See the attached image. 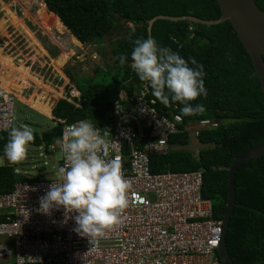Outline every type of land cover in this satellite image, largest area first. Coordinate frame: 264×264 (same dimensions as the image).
<instances>
[{
  "label": "trees",
  "instance_id": "obj_1",
  "mask_svg": "<svg viewBox=\"0 0 264 264\" xmlns=\"http://www.w3.org/2000/svg\"><path fill=\"white\" fill-rule=\"evenodd\" d=\"M255 1L264 11V0ZM44 2L46 13L51 15L46 20L42 16L40 21L46 32L65 33L69 29L75 43L101 45L108 38L112 44L113 88L107 89L99 84L84 88L68 73L70 80L76 82L83 92L82 107L61 99L53 109V116L68 124L87 120L101 130L113 127L114 106L121 101L122 92L132 98L144 83L130 65L134 41L149 38L148 20L158 15H188L203 20H216L221 16L217 0ZM6 7L11 18L21 23L12 6L6 3ZM22 12L25 14L24 10ZM40 18L41 10L38 20ZM128 23L133 27L124 28ZM152 38L158 46L169 48L188 60L190 66L189 58H195L197 64L203 65L202 78L207 90L206 98L201 96L191 102L193 106L202 104L206 109L203 114L184 116L181 112L183 105L178 102L166 108L157 101V107L167 116L173 112L181 114L186 122L211 118L218 120L219 126L201 133L197 141L206 147L197 157L185 148L190 144L187 133L173 136L169 154L151 157V171H203V197L212 202L215 218L223 219L229 198L231 165L242 152L264 142V95L251 56L228 21L218 25H197L190 21L158 20L153 25ZM63 53L67 58L73 55L72 50L64 49ZM120 55L128 57L123 67L116 59ZM151 96L154 97L152 93ZM63 129V124L55 122L52 129L41 135L33 131L35 139L29 145H44L50 152L48 146L62 137ZM8 132H0V156L4 157ZM16 169V166L0 167V193L9 192L15 183L28 179ZM226 238L234 264H264V156L246 160L237 172L236 206Z\"/></svg>",
  "mask_w": 264,
  "mask_h": 264
},
{
  "label": "built area",
  "instance_id": "obj_2",
  "mask_svg": "<svg viewBox=\"0 0 264 264\" xmlns=\"http://www.w3.org/2000/svg\"><path fill=\"white\" fill-rule=\"evenodd\" d=\"M70 82L63 86L61 99L81 108L83 92ZM28 86L24 93L31 95L35 87L33 83ZM151 93L147 82L132 98L123 92V99L114 106L113 127L100 129L101 135L110 133L106 159L118 160L131 183L122 224L107 231L93 247L88 237L75 231L78 213L66 219L63 208L50 214L39 210L40 198L50 185L62 182L60 173L50 179L28 178L0 193V264H222L219 248L224 222L215 218L212 202L203 197V171H151V157L169 154L173 136L187 133L198 140L201 133L216 129L219 121L186 122L175 112L167 116ZM17 94L16 89L0 84V132L13 128L16 101L34 109ZM54 121L64 125L63 133L72 125L56 117ZM62 137L48 146L50 152L62 153L57 143ZM64 163L62 153L59 169Z\"/></svg>",
  "mask_w": 264,
  "mask_h": 264
},
{
  "label": "clouds",
  "instance_id": "obj_3",
  "mask_svg": "<svg viewBox=\"0 0 264 264\" xmlns=\"http://www.w3.org/2000/svg\"><path fill=\"white\" fill-rule=\"evenodd\" d=\"M116 59L122 67L128 61L125 55ZM189 59L191 66L178 53L158 46L156 40L149 37L134 41L130 67L140 81L150 85L152 95L160 104L167 108L178 102L183 105L184 116H195L206 109L202 104L193 106L191 102L201 96L206 98L207 90L202 78L203 65L197 64L195 58ZM52 117H55L53 111ZM109 135V132L101 135L100 129L87 120L66 128L62 139L57 141L65 160L59 169L62 182L50 185L46 195L40 198L39 210L44 214L63 208L69 219L70 214L78 213L74 217L75 231L88 237L93 247L107 231L122 224L121 214L129 205L127 194L131 183L118 160L106 159ZM34 139L33 130L27 125L11 128L4 146L8 161L25 160Z\"/></svg>",
  "mask_w": 264,
  "mask_h": 264
},
{
  "label": "rangeland",
  "instance_id": "obj_4",
  "mask_svg": "<svg viewBox=\"0 0 264 264\" xmlns=\"http://www.w3.org/2000/svg\"><path fill=\"white\" fill-rule=\"evenodd\" d=\"M4 1L0 0V84L11 90L16 89L18 98L36 110L16 101L13 127L27 125L39 135L52 129L55 122L50 117L51 110L54 102L61 99V94L65 96L63 86L70 82L68 73L77 79V84L81 87L99 84L107 89L113 88L114 57L108 38L101 45L78 44L73 41V34L69 30L65 33L57 30L46 32L40 21L42 16L46 20L51 15L45 11L44 0H24L25 3L23 0H7L6 3L12 6L13 12L21 18V23H17L7 12ZM40 10L41 18L38 20ZM128 27L132 28L133 24L124 26ZM64 49L72 50L73 55L67 58L63 53ZM32 57L36 58L35 62H31ZM24 65L28 67H23ZM21 81L23 84H19ZM31 83L34 84L35 91L26 95L24 89L30 87L28 85ZM38 88L47 95L41 96ZM32 91L29 90V93ZM49 94L54 101L51 97L48 98ZM204 147L206 146L191 138L190 144L185 148L197 157ZM61 160L62 153L59 150L47 152L44 145H29L25 160L11 163L6 157L0 156V166H16L29 172L28 178H35L32 176L40 174L39 177L50 179L59 172Z\"/></svg>",
  "mask_w": 264,
  "mask_h": 264
},
{
  "label": "water",
  "instance_id": "obj_5",
  "mask_svg": "<svg viewBox=\"0 0 264 264\" xmlns=\"http://www.w3.org/2000/svg\"><path fill=\"white\" fill-rule=\"evenodd\" d=\"M221 16L216 20H203L195 16L158 15L147 21L148 34L152 37V28L158 20L171 22L190 21L197 25H218L230 22L247 52L257 73L264 95V11L255 0H217ZM123 99V95H121ZM264 156V142L247 149L238 155L229 170V198L223 217V234L219 248L222 264H234L227 247V232L230 219L236 206V177L240 166L248 159Z\"/></svg>",
  "mask_w": 264,
  "mask_h": 264
},
{
  "label": "crops",
  "instance_id": "obj_6",
  "mask_svg": "<svg viewBox=\"0 0 264 264\" xmlns=\"http://www.w3.org/2000/svg\"><path fill=\"white\" fill-rule=\"evenodd\" d=\"M68 29V28H67ZM69 30V29H68ZM70 31V30H69ZM74 36V35H73ZM80 42V41H79ZM81 43V42H80ZM82 44V43H81ZM55 107H53V109H54ZM53 109H52V111H53ZM36 111V110H35ZM45 117H48V116H45ZM50 119V118H49ZM53 119H54V117H53ZM6 165H8V164H6ZM6 165H4V166H6ZM8 166H13V165H8ZM40 176V174L39 175H36V176H34V177H39ZM46 179V178H45Z\"/></svg>",
  "mask_w": 264,
  "mask_h": 264
},
{
  "label": "bare ground",
  "instance_id": "obj_7",
  "mask_svg": "<svg viewBox=\"0 0 264 264\" xmlns=\"http://www.w3.org/2000/svg\"><path fill=\"white\" fill-rule=\"evenodd\" d=\"M52 109H53V107H52ZM51 112H52V110H51Z\"/></svg>",
  "mask_w": 264,
  "mask_h": 264
}]
</instances>
